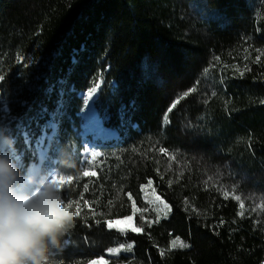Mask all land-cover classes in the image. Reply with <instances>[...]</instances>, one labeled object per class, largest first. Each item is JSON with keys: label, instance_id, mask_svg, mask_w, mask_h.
<instances>
[{"label": "trees", "instance_id": "1", "mask_svg": "<svg viewBox=\"0 0 264 264\" xmlns=\"http://www.w3.org/2000/svg\"><path fill=\"white\" fill-rule=\"evenodd\" d=\"M0 76V154L80 213L53 264H264V0H0ZM93 88L114 141L86 135Z\"/></svg>", "mask_w": 264, "mask_h": 264}, {"label": "clouds", "instance_id": "2", "mask_svg": "<svg viewBox=\"0 0 264 264\" xmlns=\"http://www.w3.org/2000/svg\"><path fill=\"white\" fill-rule=\"evenodd\" d=\"M0 154V264H53V250L79 216L62 195L56 175L26 171L9 152L14 140L2 138Z\"/></svg>", "mask_w": 264, "mask_h": 264}, {"label": "rangeland", "instance_id": "3", "mask_svg": "<svg viewBox=\"0 0 264 264\" xmlns=\"http://www.w3.org/2000/svg\"><path fill=\"white\" fill-rule=\"evenodd\" d=\"M83 117H84V121L86 124V135L87 136L93 135L94 140H96L97 138H100L102 141H105V142L115 140L114 139V133H112V134L109 133L110 134L109 135L107 130H103L100 127V124H99L100 122L97 120V117L92 116L90 111L87 114L83 115ZM94 132L96 134H93ZM85 145L87 147L85 154L88 153L91 157L92 152L98 153V151L88 141H85ZM38 152H39V159L41 161H44V159L47 155L46 154V145H45L44 140L41 142V144L38 148ZM15 161L17 162V160H15ZM17 163L21 166V168H23V166L19 162H17ZM37 170H38V168L34 167V168H32V170L30 172L33 174H36ZM40 173L47 175L49 178H51V176H53V175H56L55 171H51V172L47 173L44 167H43V169H41ZM144 193H145V200H146L147 204L149 205L148 209L150 210V213H153V215L155 217H157L154 219V221H156V219L157 220H161V219H165V218L167 219L170 216L171 208H170L169 204L164 199H162L160 196H158L156 194V191L154 189L152 181L149 183V185L144 187ZM137 214H139V212H138V209L135 208V211H134L133 215L130 216L131 217L130 219L127 217L121 221L112 223L111 227H118L121 229L134 230V231L139 232L140 230H138V228L136 227V221H135V217ZM147 220H148V222H150L149 221L150 219H147ZM129 247L131 248V251H132L133 246L129 245ZM129 247H127L126 249H125V246L123 248H121V247L115 248V249H118V251L109 252V256L110 257H112V256H118L119 257L122 254H125L128 250H130ZM105 262H107V264H108V260L106 258H102V259L98 260V264H105Z\"/></svg>", "mask_w": 264, "mask_h": 264}, {"label": "snow or ice", "instance_id": "4", "mask_svg": "<svg viewBox=\"0 0 264 264\" xmlns=\"http://www.w3.org/2000/svg\"><path fill=\"white\" fill-rule=\"evenodd\" d=\"M72 60H73L74 63H75V62H78V61H77V58H76V55L73 56ZM144 72H145V79H150V78L152 77V75L156 72V67H155L154 65H148V64H146L145 69H144ZM241 75H243V73H241ZM3 79H4V77L0 76V81H2ZM158 82L161 83V84L163 83L162 81H158ZM92 91L94 92V91H95V88H93ZM127 107H128V110H129V111H135V109H136V103H135V100L131 101V103H130ZM175 107H176V105L173 104V105H172V108H175ZM169 111H171V109H169ZM164 119L167 120L168 117L165 116ZM160 151L163 152L164 149L161 148ZM91 155H92V156H96V155H98V153H96V152H92ZM85 175H87V173H85ZM244 178H245V177L242 176V179H244ZM56 179H57L60 183H62V180H61L60 178H58L57 175H56ZM87 190H88V189H87V184H85V185H84V191H87ZM68 203H69L71 206H73V201L68 200ZM76 213H77L78 216L80 215L79 210H77ZM128 218L130 219L131 217H128ZM108 224H109V227L112 226V222H111V221H109ZM173 243H175V241H173ZM120 247L123 248L124 245L121 244ZM184 247H187V245H184ZM108 251H109V252H115V251H118V249L112 248V249H109ZM91 264H98V261H91ZM105 264H107V262H105Z\"/></svg>", "mask_w": 264, "mask_h": 264}, {"label": "water", "instance_id": "5", "mask_svg": "<svg viewBox=\"0 0 264 264\" xmlns=\"http://www.w3.org/2000/svg\"><path fill=\"white\" fill-rule=\"evenodd\" d=\"M98 93H99V88H97L96 89V91L94 92V94L91 96V101H94L97 97H98ZM93 110V112H94V115H95V111H94V109H93V105L91 104V106H90V110ZM89 110V111H90ZM47 152V151H46Z\"/></svg>", "mask_w": 264, "mask_h": 264}, {"label": "bare ground", "instance_id": "6", "mask_svg": "<svg viewBox=\"0 0 264 264\" xmlns=\"http://www.w3.org/2000/svg\"><path fill=\"white\" fill-rule=\"evenodd\" d=\"M90 113L92 114V116H94V112L92 109L90 110ZM117 137H118V133L116 132V134L114 133V139L116 140Z\"/></svg>", "mask_w": 264, "mask_h": 264}, {"label": "built area", "instance_id": "7", "mask_svg": "<svg viewBox=\"0 0 264 264\" xmlns=\"http://www.w3.org/2000/svg\"><path fill=\"white\" fill-rule=\"evenodd\" d=\"M115 134H116V132H115ZM117 139H118V137H117ZM87 159V156L85 155V159L84 160H86Z\"/></svg>", "mask_w": 264, "mask_h": 264}]
</instances>
